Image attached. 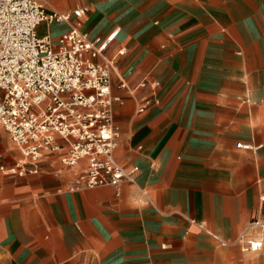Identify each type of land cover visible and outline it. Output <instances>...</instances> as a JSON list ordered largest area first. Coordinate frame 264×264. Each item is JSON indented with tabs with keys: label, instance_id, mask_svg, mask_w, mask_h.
Here are the masks:
<instances>
[{
	"label": "crops",
	"instance_id": "0c3cea01",
	"mask_svg": "<svg viewBox=\"0 0 264 264\" xmlns=\"http://www.w3.org/2000/svg\"><path fill=\"white\" fill-rule=\"evenodd\" d=\"M41 1L86 12L39 35L112 34L115 159L138 171L118 194L59 154L21 172L0 130V264H264V0Z\"/></svg>",
	"mask_w": 264,
	"mask_h": 264
},
{
	"label": "built area",
	"instance_id": "2783aa9c",
	"mask_svg": "<svg viewBox=\"0 0 264 264\" xmlns=\"http://www.w3.org/2000/svg\"><path fill=\"white\" fill-rule=\"evenodd\" d=\"M85 12L84 7L59 12L41 0H0V130L19 148L21 172L36 173L42 156L59 154L68 168L84 161L75 173L81 186H110L118 194L138 166L125 168L115 159L120 131L112 105L119 98L111 94L113 58L104 55L112 34L89 39L79 23L55 40L37 33L43 22L69 23ZM236 146L252 149L241 142ZM252 223L264 235V222ZM261 246L257 239L245 249Z\"/></svg>",
	"mask_w": 264,
	"mask_h": 264
}]
</instances>
